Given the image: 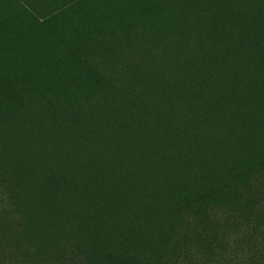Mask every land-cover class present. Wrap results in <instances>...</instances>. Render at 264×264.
<instances>
[{
    "label": "trees",
    "instance_id": "16d2710c",
    "mask_svg": "<svg viewBox=\"0 0 264 264\" xmlns=\"http://www.w3.org/2000/svg\"><path fill=\"white\" fill-rule=\"evenodd\" d=\"M1 25L0 264H264V0Z\"/></svg>",
    "mask_w": 264,
    "mask_h": 264
},
{
    "label": "rangeland",
    "instance_id": "374dc122",
    "mask_svg": "<svg viewBox=\"0 0 264 264\" xmlns=\"http://www.w3.org/2000/svg\"><path fill=\"white\" fill-rule=\"evenodd\" d=\"M16 14H17L18 16L21 15V13H19V12H17V11H16ZM5 28H6L5 25H1V26H0V33H1V34H4V30H6Z\"/></svg>",
    "mask_w": 264,
    "mask_h": 264
}]
</instances>
